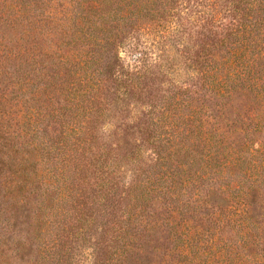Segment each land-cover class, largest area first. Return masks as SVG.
<instances>
[{"label":"trees","instance_id":"trees-1","mask_svg":"<svg viewBox=\"0 0 264 264\" xmlns=\"http://www.w3.org/2000/svg\"><path fill=\"white\" fill-rule=\"evenodd\" d=\"M0 264H264V0H0Z\"/></svg>","mask_w":264,"mask_h":264},{"label":"rangeland","instance_id":"rangeland-1","mask_svg":"<svg viewBox=\"0 0 264 264\" xmlns=\"http://www.w3.org/2000/svg\"><path fill=\"white\" fill-rule=\"evenodd\" d=\"M134 36L129 38L125 46L120 48V56L123 64L127 69L133 71L144 65L143 63L147 58L149 64L153 65L160 53L158 46L161 44L158 41L159 39L154 37V34H150L147 29L146 33L140 31L134 34Z\"/></svg>","mask_w":264,"mask_h":264}]
</instances>
